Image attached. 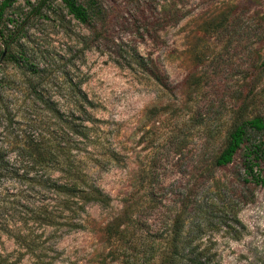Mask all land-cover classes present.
Segmentation results:
<instances>
[{
    "label": "rangeland",
    "instance_id": "374dc122",
    "mask_svg": "<svg viewBox=\"0 0 264 264\" xmlns=\"http://www.w3.org/2000/svg\"><path fill=\"white\" fill-rule=\"evenodd\" d=\"M76 1L92 31L60 0L0 16V148L55 131L52 103L78 133L60 169L83 176L0 178V264H264V186L243 176L264 135L212 165L264 121V0Z\"/></svg>",
    "mask_w": 264,
    "mask_h": 264
},
{
    "label": "trees",
    "instance_id": "16d2710c",
    "mask_svg": "<svg viewBox=\"0 0 264 264\" xmlns=\"http://www.w3.org/2000/svg\"><path fill=\"white\" fill-rule=\"evenodd\" d=\"M60 2L66 13L74 21L89 31L93 30L85 9L76 0H60ZM7 6L8 0H4L0 5V16ZM1 37L2 33L0 31V39ZM262 65L264 66V59ZM44 104L54 114L55 131L48 130V128L38 129L35 137L20 138L19 142L21 144L15 151L6 152L5 149L0 148V178L8 175L15 178L18 183L26 186L29 184L38 186L48 183L53 186L58 180L53 175L55 172L63 174L61 177L63 180L83 179L79 172L72 171L74 169L70 167L67 161L65 168L60 169L63 166L60 164L62 161L59 158L65 154L67 145L63 138H67L69 133L73 135H78V133L72 130L73 126L71 128L70 123L66 122L58 111L50 107L52 103L44 102ZM58 130L60 133L57 135L56 131ZM246 131L264 135V121L262 118L256 116L248 119L228 134L225 147L213 159L212 165L214 168L220 169L232 162L234 156L246 141ZM244 150H246V156L243 164V176L249 178V181L255 186H264V141H255ZM9 152L12 154V159L8 160L6 153ZM209 175L207 171L204 172L199 181L204 182L209 178ZM166 260L167 264H175L173 256L167 257ZM196 264H208V262L202 257L198 259Z\"/></svg>",
    "mask_w": 264,
    "mask_h": 264
}]
</instances>
